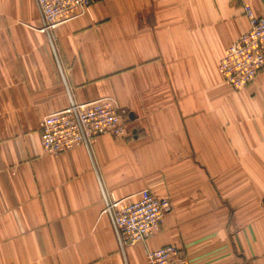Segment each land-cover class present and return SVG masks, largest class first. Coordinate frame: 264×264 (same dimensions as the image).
Listing matches in <instances>:
<instances>
[{
    "label": "crops",
    "instance_id": "obj_1",
    "mask_svg": "<svg viewBox=\"0 0 264 264\" xmlns=\"http://www.w3.org/2000/svg\"><path fill=\"white\" fill-rule=\"evenodd\" d=\"M264 0H98L46 33L36 0H0V264H264V67L243 89L220 74ZM104 96L126 134L53 155L39 123ZM171 209L120 247L103 193L142 189ZM183 260V261H182Z\"/></svg>",
    "mask_w": 264,
    "mask_h": 264
},
{
    "label": "built area",
    "instance_id": "obj_2",
    "mask_svg": "<svg viewBox=\"0 0 264 264\" xmlns=\"http://www.w3.org/2000/svg\"><path fill=\"white\" fill-rule=\"evenodd\" d=\"M97 1L36 0L41 18L37 29L48 35L59 24L88 13ZM243 11L248 28L227 46L218 65L223 81L234 90L243 89L264 67V7L260 15L248 5L243 6ZM39 129L41 147L46 153L57 155L77 145L88 149L99 135L126 134V110L111 96L83 103L70 99L67 107L44 116ZM103 203V212L110 219L120 247L143 242L157 232L172 207L168 198L158 197L147 188L134 199H117L103 193ZM179 253L171 244L148 250L147 264H170Z\"/></svg>",
    "mask_w": 264,
    "mask_h": 264
}]
</instances>
